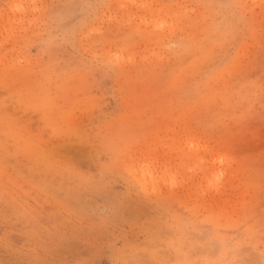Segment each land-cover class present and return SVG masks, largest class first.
<instances>
[{"label": "rangeland", "instance_id": "rangeland-1", "mask_svg": "<svg viewBox=\"0 0 264 264\" xmlns=\"http://www.w3.org/2000/svg\"><path fill=\"white\" fill-rule=\"evenodd\" d=\"M0 264H264V0H0Z\"/></svg>", "mask_w": 264, "mask_h": 264}]
</instances>
